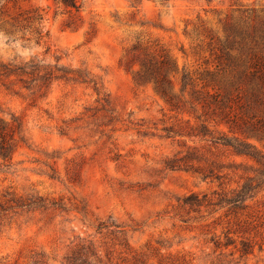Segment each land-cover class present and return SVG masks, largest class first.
<instances>
[{"label": "rangeland", "instance_id": "obj_1", "mask_svg": "<svg viewBox=\"0 0 264 264\" xmlns=\"http://www.w3.org/2000/svg\"><path fill=\"white\" fill-rule=\"evenodd\" d=\"M80 2L71 13L56 0H12L0 11L1 61L37 59L86 75V82L56 79L34 100L17 84L10 90L0 81V114L20 118L27 140L11 162L0 160V195L38 193L55 202L0 221V264H29L37 253L62 264L82 241L100 245L116 264H264V244L241 255L231 254L240 246L233 232L234 244L214 243V235L226 242L231 216L224 209L179 207L191 192H219V181L167 168L165 160L204 146L221 161L241 164L226 180L233 186L258 164L231 147L165 131L181 126L186 133L194 118L172 109L152 84L136 83L139 63L126 55L135 42L157 44L180 70L194 69V47L203 37L198 32L220 28L227 14L264 8V0ZM36 13L41 37L28 26ZM252 143L264 154V141ZM249 204L243 213L262 222L249 233L259 232L264 242V188Z\"/></svg>", "mask_w": 264, "mask_h": 264}, {"label": "trees", "instance_id": "obj_2", "mask_svg": "<svg viewBox=\"0 0 264 264\" xmlns=\"http://www.w3.org/2000/svg\"><path fill=\"white\" fill-rule=\"evenodd\" d=\"M9 1L12 0H0V11ZM56 1L69 13L78 12L81 7L80 0ZM41 20L38 13L27 19L28 26L39 37L43 35ZM220 24L218 29L203 28L198 32L203 37L194 47L198 56L194 69L184 67L180 70L170 51L157 44L135 42L126 55L139 63L140 67L134 73L136 83L152 84L172 109L188 112L194 118L186 133H182L181 126L174 130L165 127V131L231 147L237 154L250 157L258 164L253 175H240L243 181H236L233 186L228 183L229 178L241 164L221 161L204 146H189L181 155L165 160L167 168H183L204 179L219 181V192L210 197L191 192L181 197L178 205L193 210L201 207H211L212 211L224 209L225 215L231 216L223 232L226 242L221 244L220 235H214L212 239L217 246L227 247L236 241L229 236L233 232L237 234L240 246L235 245L231 254L240 252L244 255L252 252L253 246L264 244L259 232L249 233L250 226H261L262 222L251 212L243 213L249 208V201L264 188V154L252 143V140L264 141V8L250 7L237 14H227ZM84 77L79 70L54 68L37 59L0 60L3 85L12 90L11 85L17 84L29 92L32 100L37 95L45 97L56 79L86 82ZM176 81L179 82L178 89ZM94 84L100 93L99 82ZM190 122L188 119L187 123ZM26 141L20 118L13 115L7 119L0 114V160L11 162L17 147ZM48 203L55 204L38 193L5 192L0 195V221L23 212L47 209ZM101 227H105L104 223H100ZM99 246L82 241L70 249L62 264H116L109 252L103 254ZM29 264L51 263L44 254L37 253Z\"/></svg>", "mask_w": 264, "mask_h": 264}]
</instances>
